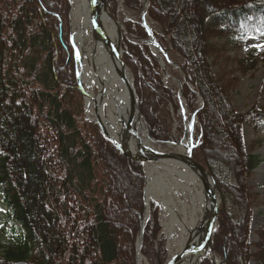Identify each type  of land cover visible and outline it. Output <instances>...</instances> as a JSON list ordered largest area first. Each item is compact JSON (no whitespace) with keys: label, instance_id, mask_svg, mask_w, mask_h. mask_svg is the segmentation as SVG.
Masks as SVG:
<instances>
[{"label":"trees","instance_id":"1","mask_svg":"<svg viewBox=\"0 0 264 264\" xmlns=\"http://www.w3.org/2000/svg\"><path fill=\"white\" fill-rule=\"evenodd\" d=\"M147 14L162 50L182 69V95L197 112L200 137L192 157L213 175L224 197L239 205L237 219L225 209L217 218L214 251L228 264H264V222L248 240L250 196L246 177L261 161L247 152L242 125L264 129V107L235 109L228 90L235 78L214 74L230 61L245 74L258 55L220 56V37L264 32V0H148ZM112 14L117 1L107 0ZM140 12L141 0H123ZM68 0H0V193L7 217L20 225L0 251V264H136L135 242L143 209L144 174L83 118L75 88L69 41ZM128 33L123 59L133 74L151 137L174 140L158 58L144 40L145 27L122 19ZM173 75L176 70L171 69ZM180 77V76H178ZM251 146H249L250 148ZM79 170L86 174V183ZM157 206L143 231L141 252L150 264L165 258ZM201 264H214L203 260Z\"/></svg>","mask_w":264,"mask_h":264},{"label":"bare ground","instance_id":"2","mask_svg":"<svg viewBox=\"0 0 264 264\" xmlns=\"http://www.w3.org/2000/svg\"><path fill=\"white\" fill-rule=\"evenodd\" d=\"M71 2V38L75 48L78 79L84 89L86 117L94 122L99 119L109 132L115 133L120 143L127 129H131L134 138L130 142L136 152L160 156L144 164L147 178L145 197L148 201L151 198L156 200L160 206V220L169 256L178 254L175 264H197L204 257L220 262L210 240H204L218 201L216 189L188 165L189 145L186 138L174 145H167L174 148L172 154L178 156L171 157L166 155L171 151H164L162 144L147 137L144 123L137 122L123 80L126 71L119 61L122 55L119 22L116 25L109 14L98 7V4L107 6L106 0ZM104 31L110 39L109 58L101 72L94 64V57L97 52L95 47ZM127 117L131 119L133 128L124 123ZM193 128V124L187 125L189 132ZM146 218L147 213L143 221ZM200 245L203 247L198 252ZM139 261L144 264L142 256H139Z\"/></svg>","mask_w":264,"mask_h":264},{"label":"rangeland","instance_id":"3","mask_svg":"<svg viewBox=\"0 0 264 264\" xmlns=\"http://www.w3.org/2000/svg\"><path fill=\"white\" fill-rule=\"evenodd\" d=\"M118 2L119 8L116 12V17L119 21L122 18L129 19L133 22L138 21L140 13L129 11L120 5V0H118ZM156 30L158 31L157 28ZM121 35V47H124L123 40H126V37L125 30L123 28H121ZM218 42L224 46V50L220 52V56H241L251 53L253 55L259 54L262 57V60L258 62L256 67L252 70H249L245 74H242L236 70L235 65L228 60L221 61L220 66H213L212 71L216 74L219 72L220 74L222 73L225 78H235V84L228 90V97L238 111L244 112L253 106L258 109L264 107V48L255 47V45H264V33L256 32L255 34L247 35L244 38L242 45L239 47L231 42L229 37H220ZM165 69L168 75L164 76V82L171 88L175 97L174 103L176 104V115H170L169 118V124L173 130L174 141H183V139H185L184 132L187 128V125L191 124L194 126L192 130V139L195 141L198 138V122L193 121V110L188 108L185 103H179L177 99L178 86L175 79L176 76H172L169 73L168 66H165ZM242 134L246 151L257 154L261 159L258 165L253 168L246 177L247 197L250 196L248 240L251 244V249H253L252 243L257 240L256 229L264 222V129L257 127L255 128V124L253 122H244L242 125ZM189 142L190 138L187 140L188 144ZM249 146L251 147L249 148ZM162 149L164 151H175L174 148H169L165 144H162ZM79 174L81 181L86 183V174L81 170H79ZM221 199V206L224 204L225 209L231 214V216L234 219H237L240 209L239 205L231 202V198L224 197L222 193ZM7 212L8 209L3 204L0 195V251L11 244L14 241L16 234L20 232L19 225L8 220ZM148 215L150 216V210ZM159 218L161 219L160 213ZM164 247L166 251H168L166 243ZM167 257L168 253H166V257L161 262V264L165 263V259ZM143 258V263L147 264L149 261L147 260L146 256Z\"/></svg>","mask_w":264,"mask_h":264},{"label":"water","instance_id":"4","mask_svg":"<svg viewBox=\"0 0 264 264\" xmlns=\"http://www.w3.org/2000/svg\"><path fill=\"white\" fill-rule=\"evenodd\" d=\"M71 2V0H69ZM99 8H102L104 11H106L109 15V11L107 10L106 6L100 5L98 4ZM71 8H72V3H71ZM110 19L112 21H115L114 18L110 15ZM147 28V32L149 34H151L150 30ZM109 44H110V39L107 35L106 32H103L101 34V39L98 41L97 46L95 47V50L97 48V52L96 55L94 57L95 61L94 64L95 66L98 68L99 71L102 72V70L105 68L107 59L109 58ZM119 61L121 66L125 69V75H124V82L125 85L127 87L128 90V99L130 101L131 104V111H134L136 113L137 116V122H143L145 127H146V123L144 120V117L140 111L139 105H138V99H137V95L135 93L134 87H133V83L132 80L129 78V76L127 75V68L126 65L123 62V59L121 56H119ZM77 89L81 92V94L84 96V90L82 87V84L80 81L77 82ZM181 89V87H180ZM125 124L129 125L131 128H133V126L131 125V119L129 117L126 118V121L124 122ZM97 127L99 132L102 134V136L109 141L115 148H117L123 155H125V157L129 158L130 160L136 161L138 163H140L142 165V168H144V164L145 163H151L157 159H159V155L154 154V153H149V154H145V153H140V152H136L133 148V146L131 145V139L134 138L132 135L133 133L130 132L131 129H127V134L124 138V140L120 143L118 142V138L115 135V133H111L109 132V130H107V128L100 122L99 119H97ZM147 130V127H146ZM147 137L150 139V136L148 134V132H146ZM169 155L171 157H178L175 154H166ZM188 157V165L190 167H192L193 169H195V171H197L199 173V175L201 177H203L205 179V181H210L213 185V187L218 191L219 193V200L221 201V196H220V192H219V188L215 182V180L213 179L212 175L208 172V170L206 168H204L202 165H200L199 163H197L191 156V154H187ZM145 179L146 175H145ZM144 196V201L145 203H148L145 194ZM148 205V204H147ZM220 204L215 205L214 208V214L210 220V223L208 224V228L206 230V235H205V242L208 241L209 239L212 240L213 237V232L215 230L216 227V221H217V214H218V210H219ZM144 214V213H143ZM145 225V222L143 223V221H141V227L138 231V235H137V254H136V262L137 264H139V256H140V246H141V242H142V234H143V227ZM204 245V244H203ZM203 245L199 246L198 248V252H200V250L202 249ZM178 254L174 255L167 264H175L176 260H177ZM200 261L197 263L199 264ZM216 263V262H215ZM158 264H161L160 262H158ZM227 264V263H225Z\"/></svg>","mask_w":264,"mask_h":264},{"label":"snow or ice","instance_id":"5","mask_svg":"<svg viewBox=\"0 0 264 264\" xmlns=\"http://www.w3.org/2000/svg\"><path fill=\"white\" fill-rule=\"evenodd\" d=\"M255 47L264 48V45H255Z\"/></svg>","mask_w":264,"mask_h":264}]
</instances>
